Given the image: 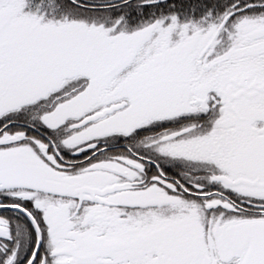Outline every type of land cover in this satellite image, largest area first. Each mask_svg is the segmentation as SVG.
Segmentation results:
<instances>
[{
  "label": "snow or ice",
  "instance_id": "snow-or-ice-1",
  "mask_svg": "<svg viewBox=\"0 0 264 264\" xmlns=\"http://www.w3.org/2000/svg\"><path fill=\"white\" fill-rule=\"evenodd\" d=\"M0 264H264V0H0Z\"/></svg>",
  "mask_w": 264,
  "mask_h": 264
}]
</instances>
